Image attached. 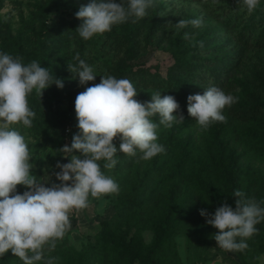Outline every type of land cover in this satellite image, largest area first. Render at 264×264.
I'll return each instance as SVG.
<instances>
[{"label": "rangeland", "instance_id": "1", "mask_svg": "<svg viewBox=\"0 0 264 264\" xmlns=\"http://www.w3.org/2000/svg\"><path fill=\"white\" fill-rule=\"evenodd\" d=\"M88 2L0 0V21L6 22L8 28L7 35L0 25V52L22 57L24 64L44 56V67L64 84L58 88L53 83L43 90L41 98L33 90L28 96L29 107L36 113L32 126H13L28 144L34 166L32 174L46 179L45 186L60 183L55 176L60 171L57 163H68L74 155H81L75 150L73 153L61 150L65 144H71L72 135L79 131L74 109L76 95L99 83L101 75L115 77L119 65H132L120 78L130 80L137 90L134 99L140 102L150 101L151 94L161 92V97L172 95L187 105L188 95L203 94L209 86H217L238 100L223 110L226 122H214L206 131L183 113V123H174L171 128L160 125L156 142L164 146L165 152L151 160L140 159L142 153L138 150L135 156L124 154L119 151V139H114L118 149L114 156L116 165L106 169L107 161L101 159L98 163L101 171L117 182L119 192L99 198L89 196L87 208L73 209L69 213V232L57 241L54 251L46 250V257L93 243L98 232L97 220L104 219L128 235L136 232L141 242L148 244L152 235L149 222L170 200L174 208L188 217L177 225L168 247L157 255V264H264L262 243L255 234L246 240L248 247L243 252L225 251L214 239L218 230L200 214L201 209L214 213L219 207L215 197L228 195L227 180L210 158L219 155L224 161L228 156L236 158L231 176L237 190L254 195L264 186V143L256 137L260 128L258 119L250 115L253 120L245 122L229 112V108L242 114L256 112L264 122V46L250 42L251 35L264 34L261 0L251 13L242 0H153L146 17H131L125 23L113 25L110 31L84 40L75 30L81 20L74 14ZM235 14L254 24L248 43L236 38ZM180 19H201L202 25L189 24L177 30L175 23ZM127 26L132 27L130 32ZM185 32L203 41V47H193L192 40L183 38ZM76 53L93 67L97 74L94 81L80 85L78 77L68 70L67 64L77 63L73 59ZM53 102L68 115L74 128L47 109ZM151 119L159 124L158 116ZM182 146L187 150L184 160L179 158ZM171 170L173 173L168 175ZM130 185L135 187L138 198L146 201L119 214L115 203ZM18 186L21 193L26 190ZM260 234L264 236V229ZM3 257L7 263L23 264L10 249ZM106 261V258L95 260L96 264H107Z\"/></svg>", "mask_w": 264, "mask_h": 264}, {"label": "clouds", "instance_id": "2", "mask_svg": "<svg viewBox=\"0 0 264 264\" xmlns=\"http://www.w3.org/2000/svg\"><path fill=\"white\" fill-rule=\"evenodd\" d=\"M249 13L259 5L260 0H242ZM153 0H89L74 14L81 20L75 29L84 40L94 34L110 31L113 25L122 24L131 17L142 19ZM202 25L201 19H180L175 23L177 30ZM192 40L193 47H203L187 32L183 36ZM76 64H67L68 70L80 85L94 81L93 67L76 53ZM55 84L63 88L60 78L55 77L47 67L32 60L22 63V57L0 52V257L9 249L23 264H57L58 257L45 255L56 248L71 228L69 213L89 206V196L116 194L119 185L101 171L98 163L104 159V168L112 169L118 152L114 139H119V151L140 159L151 160L165 152L157 143V128L162 125L171 128L183 123L184 116L178 112L179 104L172 95L161 92L151 94V100L140 102L134 97L137 90L127 78L117 79L112 75H101L100 82L78 93L74 101L78 132L72 135L71 144L61 150L66 153L78 151L70 162L60 164L55 173L60 183L45 186L32 174L31 153L25 137L14 125L31 127L36 113L29 107L28 96L35 90L41 98L44 89ZM238 97L226 94L217 86H209L203 94L187 97V113L201 130L206 131L214 122H226L225 107H231ZM174 113H176L174 115ZM159 117V124L151 119ZM70 183H66L69 182ZM17 185L26 188L17 191ZM235 207L226 202L217 207L214 213L201 209L206 223L218 231L214 239L225 251L243 252L246 240L258 233L256 225L264 220V201L247 197L241 190H234ZM239 238V239H237Z\"/></svg>", "mask_w": 264, "mask_h": 264}, {"label": "trees", "instance_id": "3", "mask_svg": "<svg viewBox=\"0 0 264 264\" xmlns=\"http://www.w3.org/2000/svg\"><path fill=\"white\" fill-rule=\"evenodd\" d=\"M264 6V0H261L259 7ZM232 10V9H231ZM234 21L237 27H234V33L239 41L247 42L250 38L249 31L254 27L251 22H245L242 18L237 17L236 14ZM0 25L3 27V32L8 35V28L6 22H1ZM132 27L127 26V31L130 32ZM43 32V31H41ZM245 35V37H244ZM250 42L256 46H264V34L261 35H251ZM15 48L18 49L19 46L16 44ZM29 57H32L30 52L26 53ZM33 58V57H32ZM36 61L41 63L44 67L45 58L41 56L36 59ZM131 64L126 63L119 65L116 69V78L119 79L120 76L127 73L131 69ZM179 104V112L185 115L187 113V105L177 101ZM47 109L52 111L53 114L59 116L61 119L65 120L67 124L74 128V124L71 122L68 115L60 110L56 105V102L47 105ZM229 112L232 116L240 119L241 121L250 122L253 118L258 119L259 122V132H257L256 137L261 143H264V122L262 118H258L255 115L256 112L249 111L247 114H242L239 111L229 108ZM250 115H253L251 118ZM257 122V121H256ZM187 150L184 146L180 148L179 158L185 159ZM211 163L217 168L226 178L228 184V195L216 196L218 206L223 203H227L233 208L235 207V197H233V192L236 189L235 179L232 175V168L237 164L236 158L233 156H228L227 159L222 158L221 155L215 158H210ZM174 170L168 172L171 175ZM134 186L130 185L127 192L123 193L115 203V209L117 213L122 214L128 209H135L141 206L145 199L138 198L137 194L134 192ZM17 191L21 193L19 186L17 185ZM22 194V193H21ZM247 197H255L258 201H264V186L260 187L257 194L249 195L245 194ZM264 207V204H261ZM188 217V214H183L181 209L174 208L170 200H166L160 213H158L154 218L150 220L151 228V239L148 244H143L136 232L128 235L125 231H120L112 227L110 222L106 219L97 220L98 232L94 237L93 243H86L80 249L68 248L64 252L57 254L58 257L57 264H96V261H108L107 264H131L137 262L139 264H157L158 254L163 251L166 246L168 247L171 241L172 235L177 227V225ZM258 233L255 234L259 241L262 243V250L264 251V236L260 234V230L264 229V220L256 225ZM161 254V253H160ZM163 259V258H162ZM106 261V262H107ZM0 264H10L5 262L4 257H0Z\"/></svg>", "mask_w": 264, "mask_h": 264}]
</instances>
